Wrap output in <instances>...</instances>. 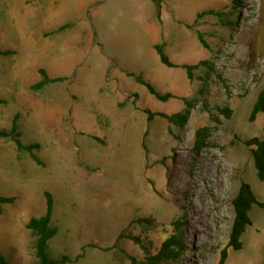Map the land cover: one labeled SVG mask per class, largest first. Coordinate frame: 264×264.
<instances>
[{"label": "rangeland", "instance_id": "1", "mask_svg": "<svg viewBox=\"0 0 264 264\" xmlns=\"http://www.w3.org/2000/svg\"><path fill=\"white\" fill-rule=\"evenodd\" d=\"M104 1L0 0V51L11 52L0 57V130L11 131L18 115L23 144H40L43 163L0 140V197L14 199L0 213V254L36 264L26 224L45 214L48 192L58 230L50 255L67 264H131L116 260L121 248L144 260L134 242H118L123 231L152 254L179 234L186 250L170 264H221L225 249L224 264H264V181L246 145L263 138L264 115L250 116L264 90V0H241L239 9L234 0H108L99 40L91 15ZM210 10L222 17H198ZM157 44L178 67L162 64ZM185 65L198 66L192 80ZM40 70L64 81L32 91ZM130 73L173 97L157 99ZM186 99L184 128L148 120L145 111L171 116ZM226 107L230 119L218 112ZM203 127L211 137L195 154ZM242 183L263 207L252 208L235 251L228 244Z\"/></svg>", "mask_w": 264, "mask_h": 264}, {"label": "trees", "instance_id": "2", "mask_svg": "<svg viewBox=\"0 0 264 264\" xmlns=\"http://www.w3.org/2000/svg\"><path fill=\"white\" fill-rule=\"evenodd\" d=\"M235 7L239 9L240 5L242 4L241 0H234ZM92 11V8L89 9V12ZM208 13H201L198 17H201L204 14L214 15L218 17H222L221 12H217L215 10L207 11ZM238 18L240 15L239 11L234 13ZM226 24V23H225ZM231 24V23H230ZM71 25H65L60 28V32L65 31L66 29L70 28ZM198 39L200 43L204 46V48H208V44L203 39L202 34H198ZM155 51L159 55L160 61L162 64L166 65L167 67L173 68L178 67L177 65L173 64L168 56L165 53V47L162 44H157L154 46ZM11 55V52L0 51V57H6ZM202 64H208L207 62H203ZM187 71V76L189 80L193 79V71L198 68V66H182ZM40 74L42 76V80L33 85L31 87L32 91H40L44 87L55 84L58 82H63L64 79L62 78H50L45 70H40ZM129 76L135 78V80L144 85L148 91L155 96L157 99L161 101H167L173 96L171 94L161 95L156 91V89L146 82L141 76H135L134 74L130 73ZM3 101H0V104H3ZM186 107L177 114L168 116L163 113L152 114L149 111H145L149 118L148 120L151 121L155 116H159L168 121V123L176 128L182 129L187 124L190 116L191 109L193 108L192 102L185 100ZM218 112L224 115L226 118L230 119L232 116V110L229 108H222L219 109ZM264 115V90L260 92L258 95L257 101L253 106V110L250 116V121L254 122L258 115ZM19 116L17 115L14 119L13 127L11 131L0 130V140L12 141L18 150L19 153H27L30 155L32 160H34L37 164L43 165L41 160L37 157L36 152L40 151L41 145L38 143L31 144V145H24L22 142V134L19 131L18 126ZM218 123L219 120L216 119ZM170 133H172V129L170 128ZM211 137V128L203 127L198 129L195 132L194 137V147L193 152L195 154H199L207 145L208 140ZM246 145L251 147V155L254 160V165L257 171V177L260 181H264V124H263V138H253L246 142ZM45 198L47 201V208L44 215L39 217H33L29 220L26 224L27 230L30 231L31 237L33 239V248L34 254L36 258V264H67L71 262V259L65 255L61 256L59 259H54L50 255L49 250V243L50 241L57 235L58 230L53 225V211H54V200L50 193H45ZM14 199L0 197V213L2 212L3 206L6 204H12ZM261 206L263 204L258 201L256 195L254 194L251 186L247 183H242L239 189V192L235 199L233 200V207L235 211V218L230 234V240L228 244V248H232L235 251H239L242 249L241 237L245 233L246 229L252 225V220L250 218V212L254 206ZM139 224H143L146 221L143 219H138L136 221ZM176 230H180L181 225L179 223L174 224ZM123 239H128L138 245L145 254L144 260H138L135 256L129 254L124 249H119L118 255L116 254V260L119 262L129 261L131 264H170L172 261L176 260L181 251L186 250V246L183 243L180 235L175 233L167 238L161 245L158 252L152 254L148 247L144 244V242L137 236H134L130 233H126L123 231L119 237L118 242L122 241ZM117 246V245H116ZM113 249H117V247ZM111 249L108 248L106 251H110ZM228 252L225 249L222 252L221 256V264H224L227 260ZM0 264H9L7 258L0 254Z\"/></svg>", "mask_w": 264, "mask_h": 264}, {"label": "crops", "instance_id": "3", "mask_svg": "<svg viewBox=\"0 0 264 264\" xmlns=\"http://www.w3.org/2000/svg\"><path fill=\"white\" fill-rule=\"evenodd\" d=\"M107 1L108 0H105L104 2H99V5L93 10L92 15H91L92 16V23H93V25L95 27V32H96V35L99 38V40L101 38V31H102L101 27H100V23L102 22V20H104V16L108 15V12H109V11H106L104 9V7L106 6L105 4L107 3ZM150 16H152V15H150ZM104 45H105L104 42H102V46L105 48ZM103 47H101V48H103ZM112 57L116 58L113 55H112Z\"/></svg>", "mask_w": 264, "mask_h": 264}]
</instances>
